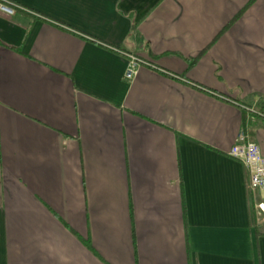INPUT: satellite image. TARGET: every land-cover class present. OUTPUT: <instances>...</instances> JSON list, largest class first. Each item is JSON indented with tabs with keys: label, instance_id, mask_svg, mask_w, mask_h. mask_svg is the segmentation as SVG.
I'll return each mask as SVG.
<instances>
[{
	"label": "crops",
	"instance_id": "1",
	"mask_svg": "<svg viewBox=\"0 0 264 264\" xmlns=\"http://www.w3.org/2000/svg\"><path fill=\"white\" fill-rule=\"evenodd\" d=\"M11 1L0 264H264V0Z\"/></svg>",
	"mask_w": 264,
	"mask_h": 264
},
{
	"label": "built area",
	"instance_id": "2",
	"mask_svg": "<svg viewBox=\"0 0 264 264\" xmlns=\"http://www.w3.org/2000/svg\"><path fill=\"white\" fill-rule=\"evenodd\" d=\"M19 5L11 0H0V10L13 15ZM127 58L125 79L132 80L139 72L141 66L156 67L155 64L140 55L124 50H119ZM229 154L244 162L250 172V184L254 192L259 195L257 201L258 214L264 213V156L257 142L249 139L246 132H242Z\"/></svg>",
	"mask_w": 264,
	"mask_h": 264
}]
</instances>
